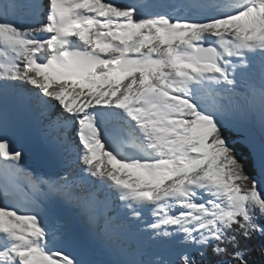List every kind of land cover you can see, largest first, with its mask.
Instances as JSON below:
<instances>
[{
    "label": "snow or ice",
    "instance_id": "6c2138e0",
    "mask_svg": "<svg viewBox=\"0 0 264 264\" xmlns=\"http://www.w3.org/2000/svg\"><path fill=\"white\" fill-rule=\"evenodd\" d=\"M264 264V0H0V264Z\"/></svg>",
    "mask_w": 264,
    "mask_h": 264
},
{
    "label": "trees",
    "instance_id": "16d2710c",
    "mask_svg": "<svg viewBox=\"0 0 264 264\" xmlns=\"http://www.w3.org/2000/svg\"><path fill=\"white\" fill-rule=\"evenodd\" d=\"M250 259L256 261V264H259L258 256H252Z\"/></svg>",
    "mask_w": 264,
    "mask_h": 264
}]
</instances>
